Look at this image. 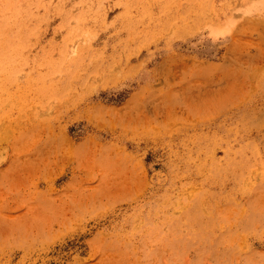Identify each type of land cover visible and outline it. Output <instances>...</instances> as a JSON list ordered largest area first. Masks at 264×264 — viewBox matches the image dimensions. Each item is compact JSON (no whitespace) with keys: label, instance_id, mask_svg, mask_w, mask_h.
<instances>
[{"label":"rangeland","instance_id":"1","mask_svg":"<svg viewBox=\"0 0 264 264\" xmlns=\"http://www.w3.org/2000/svg\"><path fill=\"white\" fill-rule=\"evenodd\" d=\"M0 264H264V0H0Z\"/></svg>","mask_w":264,"mask_h":264}]
</instances>
